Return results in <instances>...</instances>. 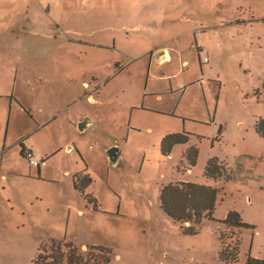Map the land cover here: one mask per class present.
I'll use <instances>...</instances> for the list:
<instances>
[{"label":"rangeland","instance_id":"1","mask_svg":"<svg viewBox=\"0 0 264 264\" xmlns=\"http://www.w3.org/2000/svg\"><path fill=\"white\" fill-rule=\"evenodd\" d=\"M262 118L264 0H0V264L51 240L109 264L264 261ZM176 182L218 190L194 232L161 209Z\"/></svg>","mask_w":264,"mask_h":264},{"label":"trees","instance_id":"2","mask_svg":"<svg viewBox=\"0 0 264 264\" xmlns=\"http://www.w3.org/2000/svg\"><path fill=\"white\" fill-rule=\"evenodd\" d=\"M258 135L264 138V118L259 119L255 124ZM176 143V136H168L162 141V151L165 154L170 152L172 145ZM24 155V148H22ZM222 166L218 165L216 159H211L205 167V176L215 178L220 174ZM91 183L88 175L83 173L78 176L75 187L81 192ZM218 190L216 188L197 183H170L161 188L160 201L162 211L175 223L186 229L187 232H194V227L199 225L203 219L212 220L215 211ZM223 224L228 227L239 229L251 228L242 222L237 212L228 213ZM237 236L233 249V260H237V251L240 244ZM111 251L101 246H91L85 251H79L70 243L51 240L43 243L33 260V264H109ZM247 264H264V261L249 257Z\"/></svg>","mask_w":264,"mask_h":264},{"label":"water","instance_id":"3","mask_svg":"<svg viewBox=\"0 0 264 264\" xmlns=\"http://www.w3.org/2000/svg\"><path fill=\"white\" fill-rule=\"evenodd\" d=\"M158 58H165L166 59V53L164 51H161L158 54ZM89 123L87 122V120H85L84 122L82 121L79 124V130H83ZM107 155L109 156V158L111 159L112 163L117 162V160L120 158L121 154L118 152V149L116 148H111L108 152Z\"/></svg>","mask_w":264,"mask_h":264},{"label":"built area","instance_id":"4","mask_svg":"<svg viewBox=\"0 0 264 264\" xmlns=\"http://www.w3.org/2000/svg\"><path fill=\"white\" fill-rule=\"evenodd\" d=\"M24 156L29 160L31 166H35L38 169L45 165V160L36 159L30 149H24Z\"/></svg>","mask_w":264,"mask_h":264},{"label":"crops","instance_id":"5","mask_svg":"<svg viewBox=\"0 0 264 264\" xmlns=\"http://www.w3.org/2000/svg\"><path fill=\"white\" fill-rule=\"evenodd\" d=\"M164 52H165L167 55H169V53H168L167 51H164ZM24 149H29V148L26 147V148H24ZM30 150H31V149H30Z\"/></svg>","mask_w":264,"mask_h":264}]
</instances>
